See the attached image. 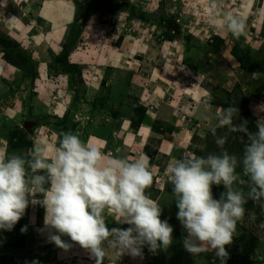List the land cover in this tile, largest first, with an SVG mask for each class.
<instances>
[{
	"label": "rangeland",
	"instance_id": "obj_1",
	"mask_svg": "<svg viewBox=\"0 0 264 264\" xmlns=\"http://www.w3.org/2000/svg\"><path fill=\"white\" fill-rule=\"evenodd\" d=\"M224 13L244 17L246 35L236 38L218 30L213 21ZM65 60L74 68L62 65ZM198 87L215 109H239L233 124L246 121L249 132L258 130L256 122L264 120V101H258L264 99V0H0V156L15 152L28 158L27 150L35 146L36 155L50 160L61 132H78L87 142L96 131L104 133L113 124L106 119L114 116L132 115L134 130L146 124L170 134L171 115L166 127L151 126L142 106L179 113L187 90ZM201 130V140L192 138L193 155L227 151L236 156L237 172L247 181L242 166L246 133L217 127L213 136ZM221 136L227 137L223 147L216 143ZM153 148L146 146L150 157ZM32 175L47 174L29 169ZM221 187L213 185V196ZM234 187L245 194L249 190L247 183ZM163 191L156 201L163 209L160 218L174 228L172 245L155 254L145 246L143 259H133L119 256L105 241L103 264H221L216 256L185 250L187 233L177 219L172 188ZM42 198L39 193L30 197L36 203L14 228L0 230V264L94 263L79 245L65 251L48 241L54 230L44 226ZM245 209L226 246V264H264V211L251 199ZM103 215L109 229L129 227ZM62 239L72 243L67 236ZM6 249L18 253L5 258Z\"/></svg>",
	"mask_w": 264,
	"mask_h": 264
},
{
	"label": "clouds",
	"instance_id": "obj_2",
	"mask_svg": "<svg viewBox=\"0 0 264 264\" xmlns=\"http://www.w3.org/2000/svg\"><path fill=\"white\" fill-rule=\"evenodd\" d=\"M213 24L236 38L246 35L242 16L224 13ZM238 111L233 106L223 109L217 126L248 136L242 160L247 181L237 172L236 156L227 151L172 159L165 169L167 181L173 186L177 219L187 233L182 241L185 250L193 256L215 251L221 264L229 258L226 246L233 242L248 199L264 211V120L256 122L255 133L249 132L246 121L233 124ZM210 131L216 135L215 127ZM59 136L55 156L50 160L36 155L35 146L27 150L28 158L15 152L0 156V230L11 231L29 204L36 203L30 197L39 193L43 197L39 203L45 209L44 226L54 230L49 231L48 241L60 249L68 251L74 244L79 245L94 264H103L107 255L105 241L119 256L133 259H143L145 246L153 254L161 248L167 250L173 243L174 228L167 219L160 218L163 209L146 194L154 181L150 157L105 162L102 150L81 140L78 132H61ZM226 141V136L216 139L220 147ZM29 169L32 173L43 170L47 175L29 176ZM45 183L50 186L45 188ZM237 183L249 185L247 194L234 187ZM213 185L224 186L220 199L214 198ZM105 210L114 215L117 223L129 227L109 229ZM26 229L22 227L21 232Z\"/></svg>",
	"mask_w": 264,
	"mask_h": 264
},
{
	"label": "crops",
	"instance_id": "obj_3",
	"mask_svg": "<svg viewBox=\"0 0 264 264\" xmlns=\"http://www.w3.org/2000/svg\"><path fill=\"white\" fill-rule=\"evenodd\" d=\"M187 91L190 94H185V106L179 113L177 108L170 114L164 107L159 105L152 107L148 105L142 106L148 122L159 123L163 127H166L164 125L167 124L169 115H171L170 134L161 135V132L152 131L149 125L146 124H142L134 130L131 128L132 115H123L122 117L114 116L110 120L106 119L107 123L111 122L113 124L103 130L104 133L96 129L98 130L96 131V136H90L89 140H87L88 144L102 150L105 162L110 159H123L133 162L141 156L147 155L145 153L146 146L154 144L155 148H153L151 157L147 155L150 157V170L154 181L153 185L146 190V194L151 191L152 195L150 193L149 196L154 200H158L160 195H162L161 193L164 192L163 190L173 187L165 176V169L168 163L172 159L193 156L196 144L192 142V138L196 137V139L201 140L202 128L211 130L213 127L216 129L218 127L217 121L222 111L215 109L208 102L206 95H203L199 87L193 90L189 88ZM160 131L164 130L161 129ZM209 146L211 147V145ZM161 160H165L163 165ZM223 188L224 186L214 192V194L218 193L214 195L215 199H218L216 197L225 192ZM105 212L108 214L107 210ZM109 215L114 217L112 214ZM17 253L18 251L16 250L6 249L3 257L11 258L12 255L14 256ZM202 254H207L211 257L215 256V251Z\"/></svg>",
	"mask_w": 264,
	"mask_h": 264
},
{
	"label": "trees",
	"instance_id": "obj_4",
	"mask_svg": "<svg viewBox=\"0 0 264 264\" xmlns=\"http://www.w3.org/2000/svg\"><path fill=\"white\" fill-rule=\"evenodd\" d=\"M175 28V25L174 24H171V29L173 30ZM8 42H9V45L10 46H13L12 45V43L9 41V40H7ZM64 64V66L65 67H72V68H74V66H72V65H69L68 63H67V61L65 60V62L64 63H62V65ZM68 69H70V68H68ZM150 124H151V126L152 125H154V123H152V122H150ZM140 125H142V124H139L138 126H136V128L135 129H137ZM155 126V125H154ZM153 126V127H154ZM151 128V127H150ZM152 129V128H151ZM152 131H153V129H152ZM155 132V131H154Z\"/></svg>",
	"mask_w": 264,
	"mask_h": 264
},
{
	"label": "built area",
	"instance_id": "obj_5",
	"mask_svg": "<svg viewBox=\"0 0 264 264\" xmlns=\"http://www.w3.org/2000/svg\"><path fill=\"white\" fill-rule=\"evenodd\" d=\"M258 101H259V102H262V101H264V99H261V98H260ZM260 104H261V103H260ZM261 106L264 107V104H261Z\"/></svg>",
	"mask_w": 264,
	"mask_h": 264
}]
</instances>
